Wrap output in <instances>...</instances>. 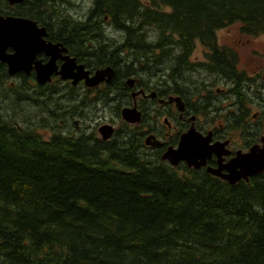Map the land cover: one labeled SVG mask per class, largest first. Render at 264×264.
Here are the masks:
<instances>
[{
    "label": "trees",
    "instance_id": "trees-1",
    "mask_svg": "<svg viewBox=\"0 0 264 264\" xmlns=\"http://www.w3.org/2000/svg\"><path fill=\"white\" fill-rule=\"evenodd\" d=\"M24 2L74 41L84 26H154L162 53L169 38L179 55L215 44L233 23L264 34V0H92L81 16L72 0ZM140 143L129 125L45 137L0 116V264H264V171L230 184Z\"/></svg>",
    "mask_w": 264,
    "mask_h": 264
},
{
    "label": "flooded vegetation",
    "instance_id": "flooded-vegetation-1",
    "mask_svg": "<svg viewBox=\"0 0 264 264\" xmlns=\"http://www.w3.org/2000/svg\"><path fill=\"white\" fill-rule=\"evenodd\" d=\"M27 7V2L0 0V16L30 18L22 15ZM83 29L88 32L80 34L81 40L74 41L68 39L70 35L64 36L71 32L69 26L46 27L45 41L60 44L54 50V54H59L56 70L47 82H39L36 64H46L51 55L41 50L30 65L13 72L8 63L0 60V84L14 81L10 84L18 86L20 103L31 106L42 100L46 106L50 104L54 113L64 105L60 112L74 129L65 133L90 131L93 107L101 119L97 123L110 124L116 130L115 120L106 117L108 108L111 113L116 110L124 120L123 125L134 128L141 148L147 152L163 155L169 148H177L181 135L194 126L197 132L210 136L211 144L222 143L216 147L218 151L206 159V164L198 168L207 172L212 168L220 169L222 174L230 173L228 163L239 151L246 152L262 142L264 53L253 48V35L240 30L242 35L230 42L226 40L227 35L221 41L217 34L215 44H196L203 50L202 58L195 61L192 56L196 45L190 52L179 55L180 47L170 38L165 43L164 56L160 57L162 51L160 45L156 46L157 34L151 25H136L129 32L111 25L84 26ZM220 30L224 31L225 27ZM227 33L232 38L235 36L231 29ZM6 51L15 53L11 46ZM108 53L114 58L107 59ZM243 55L249 56L247 65L241 63ZM110 62H115L116 68ZM100 73L104 80L89 86L85 75L92 78ZM77 77L81 79L74 83ZM114 78L116 84L112 82ZM105 99L113 104H106ZM125 108L140 112V121H126ZM82 125L87 126L86 130H81ZM152 136L151 141H159V145L147 143V138Z\"/></svg>",
    "mask_w": 264,
    "mask_h": 264
},
{
    "label": "water",
    "instance_id": "water-1",
    "mask_svg": "<svg viewBox=\"0 0 264 264\" xmlns=\"http://www.w3.org/2000/svg\"><path fill=\"white\" fill-rule=\"evenodd\" d=\"M21 1L23 0H10L12 3ZM46 35V27H39L38 23L34 20L23 17L9 16L5 18L0 16V60L8 63L11 72H13L14 69L24 68L22 65L27 62V65H30L34 60L35 54L38 51L44 50L47 54L51 55V59L46 64L37 63L36 68L39 82L41 84L47 82L56 70L55 61L59 54H54V50H57L60 44L46 42L43 38ZM9 46L14 48V54L7 53L6 50ZM71 61L74 62L75 59L73 58ZM78 67L81 68L82 66ZM65 77L72 76L65 75ZM85 77H87V84L89 86L97 85L104 80L102 73L92 78H89L86 74ZM110 77L107 80H110ZM80 79L81 77L75 78L74 83ZM175 99L180 101V98ZM180 108L182 109V106ZM123 112V118L129 122H136L141 119L140 112L135 108H125ZM100 132L104 139H109L112 137L114 129L111 125H103L100 127ZM152 138L154 137L147 138L148 144H160L159 141L152 142ZM210 141L211 138L209 135L204 136L192 126L187 132L181 135L179 146L177 148H169L163 155V158L169 160L173 165H177L181 161H186L189 166L199 168L206 164V159L210 157L212 152L218 151L216 147H220L219 144H222L218 142L211 144ZM262 141V146L256 144L247 152L239 151L236 157L228 163L230 164V169H232L229 174H222L220 169L209 168L208 170L213 174L229 179L232 184L237 183L241 179L247 180L249 177L263 172L264 154L257 152V150L264 151V137Z\"/></svg>",
    "mask_w": 264,
    "mask_h": 264
},
{
    "label": "rangeland",
    "instance_id": "rangeland-1",
    "mask_svg": "<svg viewBox=\"0 0 264 264\" xmlns=\"http://www.w3.org/2000/svg\"><path fill=\"white\" fill-rule=\"evenodd\" d=\"M72 2L74 3V5H69V8L72 11L73 15H77V16L83 15L86 12L87 8H90L92 6V0H72ZM228 29H231L232 33L235 34L233 38L230 37V35H228L227 33ZM240 30H241V24L233 23L231 25H228V27L226 26L224 31L218 30L217 34L220 37L221 41L223 40V37L227 35L226 40L233 42L234 40L238 39L242 35L241 33L242 31L240 32ZM110 35H113V33H110ZM258 36L259 35H253L252 46L258 51L260 50L262 53H264V34H261V37H258ZM196 47L197 48H195L196 50L194 51L195 53L192 56V59L195 61L196 60L199 61L200 58H202L203 49L201 46L196 45ZM242 51L243 53H245V49H242ZM163 56H164V50L160 57H163ZM248 58L249 56L244 57L243 55L241 58L242 59L241 63L247 65ZM252 58H253V55L251 56V59ZM11 82H14V81H5L0 84V110L2 113L0 114L2 115L4 119L9 120V121L10 120L15 121L18 124L23 125V126H35L37 130L39 129L41 132H43V135L45 137H49L55 131H61V132L73 131L74 132L73 125H68L66 118L64 117V113L60 112L62 111V107L64 105L60 109H58L56 113H54L50 104L46 106L45 102H43L42 100L38 101L37 105H31V106L26 103H20L19 94H18V86L16 87L14 85L11 86L12 85L10 84ZM115 93H112V94H115ZM4 96H5V99L3 98ZM9 96L12 99L8 98ZM47 103H48V100H47ZM105 103L111 104V105L113 104V103H110L106 99H105ZM117 103H119V99ZM115 111L116 110H113V113H111L110 109L108 108L106 111V117L108 118V120L111 118L115 120L116 122L115 128L116 130H118L122 127H125L126 125H123L124 120L122 119L120 115H118V112H115ZM97 120L100 121L101 119L99 115H97V111L95 110V107H93L92 108V119L90 120V125H92V129L87 132L94 131L96 133H99V127L103 125H107V124L100 125L101 123H97ZM262 120L264 122V117ZM88 124L89 122L87 123V126ZM86 128H84L83 125L81 126V130L83 131L86 130ZM113 136H114V133L112 137Z\"/></svg>",
    "mask_w": 264,
    "mask_h": 264
},
{
    "label": "bare ground",
    "instance_id": "bare-ground-1",
    "mask_svg": "<svg viewBox=\"0 0 264 264\" xmlns=\"http://www.w3.org/2000/svg\"><path fill=\"white\" fill-rule=\"evenodd\" d=\"M18 27V26H17ZM22 30V29H21ZM25 30V29H24ZM21 32V31H20ZM27 32V31H26ZM24 34V33H23ZM25 37V36H24ZM26 60V59H25ZM28 63V62H27ZM27 63L26 64H24V65H22V67H26V65H27ZM257 152L259 153V154H261V153H263L264 154V151H259V150H257ZM229 170H231L232 171V169H230V166H229Z\"/></svg>",
    "mask_w": 264,
    "mask_h": 264
}]
</instances>
